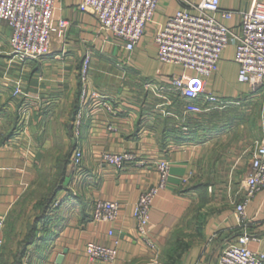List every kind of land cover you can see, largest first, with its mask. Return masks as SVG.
<instances>
[{
    "label": "crops",
    "instance_id": "obj_1",
    "mask_svg": "<svg viewBox=\"0 0 264 264\" xmlns=\"http://www.w3.org/2000/svg\"><path fill=\"white\" fill-rule=\"evenodd\" d=\"M82 1L57 0L55 18L69 25L54 33L50 52L37 60L12 58V29L0 19V216L7 218L0 233L4 240L0 264L13 263L38 212L34 209L29 217L24 213L13 232L11 218L19 202L37 186L45 169L55 173L63 161L64 187L48 218L38 224L37 238L23 258L27 264H106L89 259L85 247L90 241L112 245L114 240L119 241V258L112 264H163L165 248L179 230L188 232L189 247L176 264H218L226 244L238 242L245 232L254 238L250 249L264 252V191L249 202L246 222L241 223L235 214L236 204L246 193L254 149L258 142L264 143V87L239 82L236 42L224 50L218 70L206 84L233 105L187 113L183 97L160 96L156 91L185 70L162 64L154 40L185 2L161 0L144 38L127 51L101 29L93 14L79 8ZM257 1L264 2L220 0L221 9L235 15L219 17L239 33L241 13ZM87 55L91 57L89 92L97 90L115 98L116 115L84 104L81 69ZM18 83L23 94L16 98L12 91ZM238 104L245 114L229 117L225 128L219 120L213 118L209 124L201 117L221 110L234 113ZM78 112L83 113L79 132ZM213 125L216 128L210 131ZM76 150L83 152V158L75 168ZM105 151H127L136 157L116 169L102 161ZM161 158L169 160L171 175L150 213L147 238L158 246L155 251L139 234L133 210L140 194L157 183L155 163ZM187 176L188 182L183 183ZM99 199L121 204L114 224L92 221Z\"/></svg>",
    "mask_w": 264,
    "mask_h": 264
},
{
    "label": "built area",
    "instance_id": "obj_2",
    "mask_svg": "<svg viewBox=\"0 0 264 264\" xmlns=\"http://www.w3.org/2000/svg\"><path fill=\"white\" fill-rule=\"evenodd\" d=\"M160 1L83 0L79 8L93 14L101 29L118 39L125 50L132 51L144 38L148 25L153 22ZM183 1L184 6L156 32L154 40L158 48V60L162 64L179 65L185 72L156 87L158 94L183 97L187 101L186 112L191 114L233 105V102L209 91L206 85L218 70L222 54L231 42H236L235 60L239 66V82L255 89L263 88L264 2L257 1L250 10L241 13L240 32L237 33L221 20L232 18L235 12L221 9L220 0H202L199 3ZM56 8L57 0H0V19L6 21L12 29L9 53L13 59L27 62L40 59L50 52L54 33L64 31L69 25L65 19L56 20ZM90 63L91 57L87 55L81 69L85 82L84 104L92 110L100 108L116 115L118 110L115 98L97 90L89 92ZM22 94L23 89L18 83L12 96L17 98ZM82 117L83 113L78 112L75 120L77 132ZM135 157L132 152L105 151L101 159L116 169H123ZM82 158L83 152L76 150L72 158L73 167L80 166ZM155 168L158 181L140 194L133 216L139 234L152 249L158 251V246L147 238L150 213L159 193L167 187L171 164L168 159L161 158L156 161ZM188 180V176L183 178V183ZM261 191H264V143L258 142L246 178L245 196L235 207V214L241 223L247 221L246 208L249 202ZM120 212L121 204L118 202L99 199L92 212V221L114 224ZM6 221L5 216H0V233ZM109 234L113 235V230H109ZM252 239L245 232L239 236L238 242L226 244L218 264H264V252L249 247ZM3 244L4 240L0 237V251ZM85 252L91 260L112 264L119 258V241L114 240L112 245L90 241L86 244ZM27 262L25 259L23 264Z\"/></svg>",
    "mask_w": 264,
    "mask_h": 264
},
{
    "label": "trees",
    "instance_id": "obj_3",
    "mask_svg": "<svg viewBox=\"0 0 264 264\" xmlns=\"http://www.w3.org/2000/svg\"><path fill=\"white\" fill-rule=\"evenodd\" d=\"M227 112V111H225ZM221 112L219 111H213L208 116L206 114L202 115L201 117L204 119L203 121L209 122V124L213 122L214 119L219 120V123H222L223 126H220L222 128H225L227 126V121H223L221 118ZM214 118V119H213ZM215 125L209 126V129H215ZM195 134V132H191ZM58 170H56L55 173L52 175V179L50 182H46L45 178L48 179L47 173H51L49 170H44L37 181V186L45 188L46 191L40 192L41 198L37 200L35 210H37V214L34 217V221L32 223L28 224V230L25 235V238L19 243V248L17 252L15 253L14 261L12 264H23V258L27 254V247L28 245L34 243V241L37 238V232H38V224L40 222H45V220L48 218V213L50 209H53L55 206V199L58 194V192L64 187L65 182V176H66V162L63 161L60 163ZM43 182V183H42ZM46 182V183H45ZM25 197L22 198V200L19 202V204L24 200ZM18 215L15 216L13 213V216L11 218V229L14 232L15 226L17 221H19L17 218ZM187 232L183 230H179L173 234L171 237L167 247L165 248V251L163 253L162 262L163 264H176L182 257L183 253L186 251V249L189 247V240ZM3 249V248H2ZM2 251V250H1ZM0 251V252H1Z\"/></svg>",
    "mask_w": 264,
    "mask_h": 264
},
{
    "label": "rangeland",
    "instance_id": "obj_4",
    "mask_svg": "<svg viewBox=\"0 0 264 264\" xmlns=\"http://www.w3.org/2000/svg\"><path fill=\"white\" fill-rule=\"evenodd\" d=\"M250 91H251V88H250ZM239 104L235 105L237 109H234L235 110L234 113H229V112H225L224 110H221V115H222L221 118H222V120L223 121H225V120L228 121L229 117L234 118V116H237V112L245 114L244 113L245 111H243V109L241 108V105L244 106L245 103L243 104V102H242L241 105H239ZM250 108L251 107L248 106V109H250ZM52 174H53L52 172L51 173H47L48 179L45 178L46 182H50L52 177H54ZM45 189H46V186H45V188H42V187H39V185H38L32 191L27 193V195L25 196L24 200L20 204H18V208H17V212H16V215H18L17 218H19L20 216L24 215V213L27 214L28 217L30 216L31 213H33V211H34V209L36 207L37 200L39 198H41L40 192L46 191ZM187 234H188V232H187Z\"/></svg>",
    "mask_w": 264,
    "mask_h": 264
},
{
    "label": "water",
    "instance_id": "obj_5",
    "mask_svg": "<svg viewBox=\"0 0 264 264\" xmlns=\"http://www.w3.org/2000/svg\"><path fill=\"white\" fill-rule=\"evenodd\" d=\"M65 253H66V250L64 251L63 254H60V255L58 256V258H57V262H58V263H61V262H62Z\"/></svg>",
    "mask_w": 264,
    "mask_h": 264
}]
</instances>
